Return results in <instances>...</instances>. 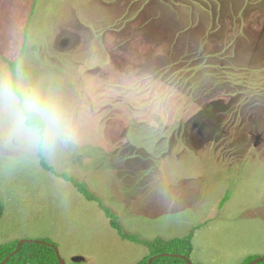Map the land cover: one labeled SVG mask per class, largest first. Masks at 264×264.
<instances>
[{
  "label": "rangeland",
  "instance_id": "374dc122",
  "mask_svg": "<svg viewBox=\"0 0 264 264\" xmlns=\"http://www.w3.org/2000/svg\"><path fill=\"white\" fill-rule=\"evenodd\" d=\"M11 61L57 91L72 135L46 152L0 143L2 201L8 168L36 167L41 150L96 169L118 205L121 182L182 188L177 201L197 205L175 221L195 224L193 263L264 257V0H0V75ZM14 176L12 189L32 181ZM26 217L3 216L0 243L34 240Z\"/></svg>",
  "mask_w": 264,
  "mask_h": 264
},
{
  "label": "crops",
  "instance_id": "0c3cea01",
  "mask_svg": "<svg viewBox=\"0 0 264 264\" xmlns=\"http://www.w3.org/2000/svg\"><path fill=\"white\" fill-rule=\"evenodd\" d=\"M56 149L59 150L58 147ZM60 150L66 152L62 147ZM70 153V157L73 156L71 151ZM46 160L57 173L66 174L85 184L91 193L103 200L104 206L119 218L125 234L140 237L145 241H153L157 238L167 241L188 236L195 226L191 220L186 226L180 227H177L175 222L178 217L185 216L186 210L193 205L197 206L190 197H186L190 200L186 205L177 201L178 195L187 196V192L184 193L182 188L165 191L157 182L152 183L149 190H147L148 184L145 190L133 191L126 189L121 182L120 197L125 203L121 202L118 205L112 200L109 191L102 196L99 193L94 175L96 169L81 173L80 168L61 159L57 154L51 158L47 155ZM2 168L0 167V172L3 173L5 171ZM8 169L9 198L7 202L1 199L5 208L4 218L19 222L23 216H27L28 223L32 224L30 226L32 235L28 237L34 240L54 241L58 245V254L66 264H138L148 255L146 248L124 240L112 227L110 219L100 205L87 200L73 183L45 170L41 164L35 167L22 159L15 160ZM14 174L20 175L22 179H26L25 175L32 174V181L29 186L20 184L19 188L12 189L11 182L16 181ZM0 190L3 193L1 181ZM144 191L147 192L145 197ZM131 204L135 209H132ZM147 205L149 211L142 210V206ZM135 211L137 214H142V220L135 219ZM199 212L196 210L197 215ZM194 239L196 243V238ZM22 240L29 238L16 236L7 243ZM4 244L6 243H0V245ZM137 255L139 257L134 261L133 258ZM210 259L217 260L212 257ZM196 262L205 264L203 261L196 260Z\"/></svg>",
  "mask_w": 264,
  "mask_h": 264
},
{
  "label": "clouds",
  "instance_id": "9594fccd",
  "mask_svg": "<svg viewBox=\"0 0 264 264\" xmlns=\"http://www.w3.org/2000/svg\"><path fill=\"white\" fill-rule=\"evenodd\" d=\"M71 135L69 115L53 87L21 73L0 75V143L53 151Z\"/></svg>",
  "mask_w": 264,
  "mask_h": 264
},
{
  "label": "trees",
  "instance_id": "16d2710c",
  "mask_svg": "<svg viewBox=\"0 0 264 264\" xmlns=\"http://www.w3.org/2000/svg\"><path fill=\"white\" fill-rule=\"evenodd\" d=\"M10 65L13 74H16L17 61H11ZM39 157L41 160L40 164L45 170L73 183L77 190L87 200L98 203L110 219L112 227L118 231L124 240H129L138 245H143L148 250V255L138 264H148L150 259L154 257L155 259L152 264H197L193 263L191 260L194 251L193 240L196 231L195 228H193L190 234L184 238H175L167 241L163 240L162 238H157L153 241H145L140 237L125 234L119 223L118 217L110 209L106 208L102 201L93 193H91L85 184L76 181L66 174L57 173L52 167L48 165L41 150L39 152ZM227 200L228 195L225 196L220 206H224ZM4 211V205L0 199V220L4 216ZM39 241H43L45 244L26 242L23 245L21 251L12 256L6 264H60L56 245L49 240ZM19 243L20 241H15L0 245V264L4 263L9 256L16 253ZM257 258L259 257H248L242 264H250ZM258 264H264V261Z\"/></svg>",
  "mask_w": 264,
  "mask_h": 264
},
{
  "label": "water",
  "instance_id": "95a60500",
  "mask_svg": "<svg viewBox=\"0 0 264 264\" xmlns=\"http://www.w3.org/2000/svg\"><path fill=\"white\" fill-rule=\"evenodd\" d=\"M26 242H36V243L45 244V242H43V241H39V240H22V241H20V243H19V247H18V250L16 251V253H14L13 255L9 256V257L6 259V261H5L4 263H2V264H6V263L10 260V258H11L12 256H14V255L17 254L18 252H20L21 249H22V247H23V245H24ZM58 258H59V263H60V264H66L65 261L60 257L59 254H58ZM154 259H155V257H154V258H151L148 264H152L153 261H154ZM263 261H264V257H260V258H257L256 260H254V261H253L252 263H250V264H258V263L263 262Z\"/></svg>",
  "mask_w": 264,
  "mask_h": 264
}]
</instances>
